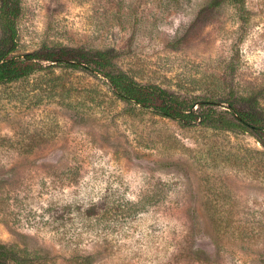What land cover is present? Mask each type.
I'll return each instance as SVG.
<instances>
[{
  "label": "rangeland",
  "instance_id": "1",
  "mask_svg": "<svg viewBox=\"0 0 264 264\" xmlns=\"http://www.w3.org/2000/svg\"><path fill=\"white\" fill-rule=\"evenodd\" d=\"M13 54L106 52L107 71L191 101L183 126L63 64L0 85V244L18 264H264V0H15ZM3 32L0 26V45Z\"/></svg>",
  "mask_w": 264,
  "mask_h": 264
},
{
  "label": "trees",
  "instance_id": "2",
  "mask_svg": "<svg viewBox=\"0 0 264 264\" xmlns=\"http://www.w3.org/2000/svg\"><path fill=\"white\" fill-rule=\"evenodd\" d=\"M242 10L243 0H210L205 9H213L223 2ZM19 13V5L15 0H0V26L3 39L0 45V85L11 83L29 77L40 72L46 64L55 63L84 68L85 70L101 74L107 82L111 93L120 101L150 111L152 114L172 119L183 126L217 124L213 120L212 109H205L200 113L193 109L195 104L199 106H216L215 101H191L181 95L169 92L159 85L141 84L122 73H110L107 71L110 57L106 52L93 54L83 53L75 49H41L32 53L21 55L13 54L16 46V17ZM231 121H222L224 126L250 132L264 150V119L257 116L254 111L229 105ZM20 257L10 247L0 244V264H18Z\"/></svg>",
  "mask_w": 264,
  "mask_h": 264
}]
</instances>
